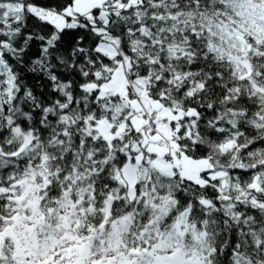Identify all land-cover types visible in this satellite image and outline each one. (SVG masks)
<instances>
[{
    "label": "snow or ice",
    "instance_id": "obj_1",
    "mask_svg": "<svg viewBox=\"0 0 264 264\" xmlns=\"http://www.w3.org/2000/svg\"><path fill=\"white\" fill-rule=\"evenodd\" d=\"M0 264H264V0H0Z\"/></svg>",
    "mask_w": 264,
    "mask_h": 264
}]
</instances>
